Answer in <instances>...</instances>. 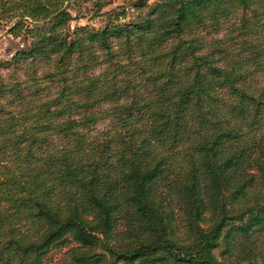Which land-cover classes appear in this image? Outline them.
Masks as SVG:
<instances>
[{
  "label": "trees",
  "instance_id": "obj_1",
  "mask_svg": "<svg viewBox=\"0 0 264 264\" xmlns=\"http://www.w3.org/2000/svg\"><path fill=\"white\" fill-rule=\"evenodd\" d=\"M109 2L0 0V264H264V0Z\"/></svg>",
  "mask_w": 264,
  "mask_h": 264
},
{
  "label": "rangeland",
  "instance_id": "obj_2",
  "mask_svg": "<svg viewBox=\"0 0 264 264\" xmlns=\"http://www.w3.org/2000/svg\"><path fill=\"white\" fill-rule=\"evenodd\" d=\"M106 1L107 0H103V2ZM111 1L112 2L105 4L103 10L113 8L115 5H120L124 2L126 3L127 0H111ZM153 1L155 0H148V2H153ZM84 12H86V15H84L83 17L78 16L76 19L71 20L70 24L74 26L75 24L88 23L93 26H100L101 18L104 16V14L97 15V17H90V14H92L91 12L88 11H84ZM3 27L4 25L0 26V78H5V79H11L12 77L23 78L22 71L20 69V63L22 61H19L17 59H12L11 61L9 60L11 59L12 55L15 53L16 49L21 45L25 44L26 40L20 37H13L11 34L7 33ZM6 60L7 63L4 62ZM106 123L107 122L105 121L101 122L98 126L103 127L105 126ZM63 250L64 249H62V251ZM59 254H60L59 251L52 252L48 264H54L57 258L59 257Z\"/></svg>",
  "mask_w": 264,
  "mask_h": 264
}]
</instances>
